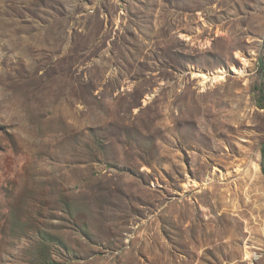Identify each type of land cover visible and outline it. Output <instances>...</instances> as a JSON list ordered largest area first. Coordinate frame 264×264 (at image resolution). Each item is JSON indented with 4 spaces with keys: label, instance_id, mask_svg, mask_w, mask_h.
Masks as SVG:
<instances>
[{
    "label": "rangeland",
    "instance_id": "rangeland-1",
    "mask_svg": "<svg viewBox=\"0 0 264 264\" xmlns=\"http://www.w3.org/2000/svg\"><path fill=\"white\" fill-rule=\"evenodd\" d=\"M0 264H264V0H0Z\"/></svg>",
    "mask_w": 264,
    "mask_h": 264
},
{
    "label": "bare ground",
    "instance_id": "bare-ground-1",
    "mask_svg": "<svg viewBox=\"0 0 264 264\" xmlns=\"http://www.w3.org/2000/svg\"><path fill=\"white\" fill-rule=\"evenodd\" d=\"M220 72L217 71V72H196V75L197 76H200L201 77V81L202 83H207L213 79H216V78H221V74H219Z\"/></svg>",
    "mask_w": 264,
    "mask_h": 264
}]
</instances>
